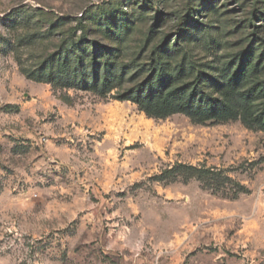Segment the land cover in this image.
<instances>
[{
    "label": "rangeland",
    "instance_id": "rangeland-1",
    "mask_svg": "<svg viewBox=\"0 0 264 264\" xmlns=\"http://www.w3.org/2000/svg\"><path fill=\"white\" fill-rule=\"evenodd\" d=\"M59 59L112 89L30 77ZM246 60L264 0H0V264H264V131L114 97L157 68L217 96Z\"/></svg>",
    "mask_w": 264,
    "mask_h": 264
},
{
    "label": "trees",
    "instance_id": "trees-1",
    "mask_svg": "<svg viewBox=\"0 0 264 264\" xmlns=\"http://www.w3.org/2000/svg\"><path fill=\"white\" fill-rule=\"evenodd\" d=\"M53 65L52 70L40 68L30 73V77L64 86L81 83L84 88L90 87L98 93H107L113 87L109 75H105L101 81L98 77L89 81L78 66H69L60 59ZM260 65V61L253 63L246 60L237 65L232 73H226L222 81H213L217 96L195 85L176 84L180 79V69L174 74H166L167 69L157 68L152 77L132 84L114 97L135 103L140 110L153 117L162 118L182 113L196 123L239 119L248 128L264 131V80L253 79V76L264 72V66ZM122 77L119 74V85L123 82ZM247 84L249 87L243 88ZM260 99H263L261 106L253 108V103ZM165 172L184 173V177L195 176L204 181V186L208 189L212 188L211 181L215 179L214 173H217L211 168L183 164Z\"/></svg>",
    "mask_w": 264,
    "mask_h": 264
}]
</instances>
